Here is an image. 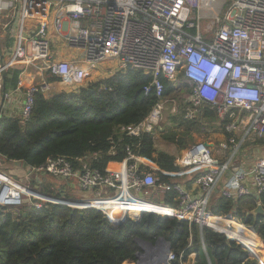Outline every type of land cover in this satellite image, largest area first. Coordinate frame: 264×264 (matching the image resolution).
Masks as SVG:
<instances>
[{
  "label": "built area",
  "instance_id": "built-area-1",
  "mask_svg": "<svg viewBox=\"0 0 264 264\" xmlns=\"http://www.w3.org/2000/svg\"><path fill=\"white\" fill-rule=\"evenodd\" d=\"M213 4L214 0H0V15L7 18L3 27L11 26L14 34L8 68L25 65L43 77L27 90L23 120L30 116L34 94L50 90V83L44 78L47 74L79 89L85 85L90 71L112 61L111 75L129 69L150 75V82L144 86L145 95L155 94L158 98L142 122L123 125L120 132L136 137L162 134L167 126L166 116L183 110L186 119L194 120L209 107L215 110L217 123L226 136L219 142V148L230 153L221 163L213 154V146L200 141L175 158L177 172H162L174 177L181 168L205 170L193 182L202 194L180 182L159 183L157 172L143 166L141 156L130 149L120 170L101 171L93 167L95 153L77 158L76 163L59 156L30 168V173L52 175L66 184L75 180L80 190L90 192L91 197L68 199L66 187L63 190L57 187L61 195L54 196L0 173V206L18 214L25 203L35 207L54 203L79 209L96 208L111 221L122 222L130 208L122 219L89 203L94 199L133 198L156 204L146 197H155L154 190L161 188L177 192L176 207L157 204L181 212L169 216L198 222L202 227L210 225L206 222L208 215L218 220L227 217L211 212L209 196L238 153L264 138V0H224L223 9L214 14L216 28L207 37L201 29L200 12L213 9ZM195 9L199 11L197 17L192 16ZM53 32L68 46L82 49L86 65L76 60H58L53 50ZM181 73L189 86L182 103L164 94V80L178 87ZM262 193L264 158L249 169H235L222 189V195L232 199ZM77 201L88 204L79 206L75 204ZM147 212L154 213L143 210L141 214ZM210 228L217 230L214 226ZM250 255L257 258L254 253ZM174 259L172 251L168 260L171 263Z\"/></svg>",
  "mask_w": 264,
  "mask_h": 264
},
{
  "label": "trees",
  "instance_id": "trees-1",
  "mask_svg": "<svg viewBox=\"0 0 264 264\" xmlns=\"http://www.w3.org/2000/svg\"><path fill=\"white\" fill-rule=\"evenodd\" d=\"M23 69L21 64L8 69L6 90L18 86ZM183 79L181 73L178 87L164 80L165 96L183 88L189 91ZM47 80L55 82L60 78L47 74ZM150 80L151 76L143 71L129 69L50 97L37 92L27 120L0 116V154L6 161L26 162L33 168L59 156L76 163L77 158L95 153L92 166L105 171L109 162L124 161L130 149L165 172H177L176 155L159 149L155 134L136 137L120 132L123 125L142 122L156 106V95L144 92ZM171 121L161 137L182 150L193 143L194 132H201L204 123L218 121V116L215 110L206 107L194 120L186 119L182 110ZM255 145L264 146V138L257 139ZM205 172L199 170L183 177L159 172V183L180 182L189 188ZM43 191L52 192L51 186ZM176 195L174 189L165 191L164 202L176 207ZM258 200L264 205V193L258 199L254 194L239 199L217 194L209 201L214 215L232 213L253 227L232 216L220 220L212 215L206 217L208 224L234 240L198 222L191 224L184 218L150 212L144 213L140 220L128 217L114 225L96 208L79 209L54 203L35 207L25 203L18 214L0 206V264H138L142 248L136 239L156 243L160 237L171 243L175 254L171 264H186L192 254L196 264H257L249 252L264 264V216L250 214ZM102 208L122 219L127 208L134 215L143 210L181 215L179 210L152 203L125 206L111 201Z\"/></svg>",
  "mask_w": 264,
  "mask_h": 264
},
{
  "label": "crops",
  "instance_id": "crops-1",
  "mask_svg": "<svg viewBox=\"0 0 264 264\" xmlns=\"http://www.w3.org/2000/svg\"><path fill=\"white\" fill-rule=\"evenodd\" d=\"M6 21H7V18L5 17V15H0L1 51L3 52L4 57H5L6 61L8 62L10 59L11 50H12V47L14 44V34H13V30H12L11 26H9V28H8V26L3 27V24ZM51 38L53 41V50H54L55 56L58 60H69V61L76 60V61L80 62L81 64L86 65V61L84 60V51L82 49L78 50L79 48H73V47L68 46L67 44H65L62 41V39L60 37H57L56 34H54V32L52 33ZM108 62H110V63L107 64ZM108 62H104L106 64V67H103L104 69L103 68L102 69L97 68L95 70L90 71V73H89V75L85 81V84H87L88 82L96 81V80L111 76L110 68H112L114 66V62H112V61H108ZM23 68H24L23 72L21 73V75L19 77L18 86L16 88H9L8 90H6V98H5V101L3 102V105H2V94H3L2 83H3V80L0 76V112H1V116L23 118L22 117V108H23L24 101L26 99L27 90H28L30 85H32L35 82H40L43 78L42 75H40L38 72H36L32 68H28L25 65H23ZM44 78L46 81H48L47 76ZM48 83H50V90L44 94L46 97L53 96L56 93H59L62 91H71V90L76 89L73 85L64 83L62 81H55V82L48 81ZM166 125H168V124H166ZM215 128L221 129V127L218 125V123H217V127L215 126ZM155 136L158 139L161 138V137H159V136H161V134H158ZM225 138H226V136H225L223 131H215L214 133H212V135L209 138L200 140V141H207L213 146V154L217 159L220 160L221 163L225 162L226 158L230 155L229 152L223 151L219 148V142L224 141ZM181 152H182V150H181ZM176 157H178V155ZM260 158H264V146H258V145L253 144V145H249V146L244 147L238 153L236 159L234 160V163L231 165L230 170L226 171L224 174H222L221 177H219V179L217 180V182L213 188V191L211 192V194L209 196V201L213 200L214 195L222 194L223 187L231 179V177L233 175V171L235 169H237V168L249 169ZM139 161L141 162V164L143 166H146V167L154 170L155 172H157V174L159 172H165L164 170H161V168L155 162H153L152 160H150L148 158L140 157ZM124 166H125L124 161L123 162L111 161V162H109L107 169L108 170H120V169H123ZM180 170H181L180 174L176 175L174 177H177V176L183 177V176H186L188 174L199 171L198 168H194V169L187 170V171H183L181 168ZM0 173L6 175L8 177L13 178L16 182H19L20 184L29 185V186H31L35 189H39L41 191H43L42 188L46 189V187L49 185V186H51L52 191L57 187L60 190L61 189L63 190L66 187V192L68 194L69 193L72 194V193H74V191L76 190V187L78 186V183L75 180L69 181L66 184L65 181L58 179L59 183L56 184V186L54 187V184L49 183L50 181H49L48 176L38 175V174L33 175L30 173V168L28 166H25L22 163L17 164L16 161H11V162L6 161L5 158L1 154H0ZM182 184H184V183H182ZM184 185H188V184H184ZM52 187H54V189H52ZM189 188L194 190V192L196 194H202L203 193L200 189H198L196 186H194L193 183L191 184V186ZM154 191L157 194L155 197H159L160 203L167 205L163 199V194L165 193V190H163L161 188H156ZM79 192L83 194V197H91L92 196V194L90 192L83 193L81 190H79ZM254 195L256 196V194H254ZM83 197H81V198H83ZM112 201L120 202V203L124 204L125 206H129L125 203L126 202L125 199L118 198V199H115ZM109 202H111V201H104V200L100 201V200L94 199L89 204H91L93 206L106 207ZM138 202L143 203V204L149 203V202H140V201H137L136 203H138ZM260 202L261 201L258 200L257 204ZM75 204L79 205V206H83V205H86L88 203L77 202ZM254 259H256V258H254ZM256 261H257V264H262V261L260 259H257ZM155 264H159V261L158 260L155 261ZM186 264H196L195 263V254H192L190 256V259H189L188 263H186Z\"/></svg>",
  "mask_w": 264,
  "mask_h": 264
},
{
  "label": "rangeland",
  "instance_id": "rangeland-1",
  "mask_svg": "<svg viewBox=\"0 0 264 264\" xmlns=\"http://www.w3.org/2000/svg\"><path fill=\"white\" fill-rule=\"evenodd\" d=\"M223 2H224V0H214V4H213V6H212V8L213 9H211V10H202L201 12H200V16H201V20H200V23H201V29H202V32L204 33V35L205 36H210V33L212 32V28H216V25L214 24V14L215 13H219L220 12V10L221 9H223ZM226 9V8H225ZM224 9V10H225ZM199 11H198V9H195L193 12H192V16L193 17H197L198 15H199V13H198ZM78 50H80V48L78 49ZM81 52V51H80ZM82 53V52H81ZM110 62H108L107 64H109ZM103 67H106V64L105 63H101L100 65H99V67L98 68H103ZM109 68V67H108ZM104 69V68H103ZM182 82H184V79H183V81ZM188 93H189V91L188 90H186L185 88H183L181 91H173L172 92V94L169 96L170 98H174V99H177L178 101H180V103H182L183 102V100L186 98V96L188 95ZM177 115V114H176ZM172 116H174V115H171L169 118L166 116V119H168L167 120V123L166 124H170V123H172V121H171V117ZM215 126L217 127V121H215V122H213V123H209V122H207V123H204V126H203V128H202V131L201 132H194L193 134H192V136H193V143L192 144H195V143H198V142H200V140H202V139H207V138H209L211 135H212V133H214L216 130H215ZM159 137H161V136H159ZM156 144H157V147L159 148V149H162V150H166V151H169V152H171V153H173V154H175L176 156L177 155H179L180 154V152H181V150L178 148V146L176 145V144H172V143H169V142H167V141H165L164 139H162V137L160 138V139H158V138H156ZM188 146H186L185 148H187ZM184 148V149H185ZM183 150V149H182ZM48 178H49V183H51V184H54V187L56 186V184H58L59 183V181H58V179L57 178H55V177H53L52 175H48ZM42 190H45V188H42ZM79 187L77 186L76 187V190L74 191V193H72V194H68L67 192H66V194H67V198L68 199H80L81 197H83V194L82 193H80L79 192ZM49 194H53L54 196H60L61 195V193H59L58 191H57V189L55 188L52 192H49ZM148 200H152V201H155V203L156 204H162V203H160V199H159V197H153V196H147L146 197ZM154 213L155 214H158L159 212H155V210H154ZM127 218L128 217H132V216H134V217H138V216H140L141 214H139V215H134L133 213H132V211H131V209L130 210H128L127 211ZM221 216H233V217H235V219H237L241 224H243V225H245V226H250V227H252L251 225H246V224H244L237 216H234L232 213H230V214H227V215H221ZM134 217H132V218H134ZM253 228V227H252ZM227 236V235H226ZM262 238V237H261ZM236 241V240H235ZM236 242H238V241H236ZM239 243V242H238ZM245 249V248H244ZM246 250V249H245ZM246 251H248V250H246ZM249 252V251H248ZM249 254H250V252H249ZM190 259V258H189ZM252 259H254V258H252ZM254 260H257V258L256 259H254ZM189 261V260H188ZM188 263V262H187Z\"/></svg>",
  "mask_w": 264,
  "mask_h": 264
},
{
  "label": "water",
  "instance_id": "water-1",
  "mask_svg": "<svg viewBox=\"0 0 264 264\" xmlns=\"http://www.w3.org/2000/svg\"><path fill=\"white\" fill-rule=\"evenodd\" d=\"M8 28H9V26H8ZM7 70H8L7 61L4 57V54L0 50V76L3 80V83H2V88H3L2 105H3V102L5 101V98H6ZM0 116H1V112H0ZM16 163L17 164L22 163L23 165L27 166L26 162L16 161ZM140 195H142V192H140ZM256 197L259 198V195L256 194ZM72 202H74V201H72ZM150 213H153V212H150ZM143 214H141L138 217H134V219L140 220V218L142 217ZM250 214H252L254 216H259V215L264 216V205H263V203L262 202L258 203L257 206L250 211ZM165 216L174 218V216H169L167 214H165ZM105 217L111 221L109 216H107L106 214H105ZM125 220H126V218L123 219V221H125ZM111 222L114 225H119L121 223V221L119 223H115L113 221H111ZM191 224H193V222H191ZM206 226L211 227L210 225H206ZM216 231L226 234L225 232H222L220 230H216ZM227 237L230 240H234V239H231L228 235H227ZM136 241L140 244V246L142 248V250L140 252H138V264H155V261H157V260L159 261V264H171L168 260L169 254L172 252L171 243L169 241H167L164 237L158 238L156 243L145 241V240H142L139 238H137Z\"/></svg>",
  "mask_w": 264,
  "mask_h": 264
},
{
  "label": "bare ground",
  "instance_id": "bare-ground-1",
  "mask_svg": "<svg viewBox=\"0 0 264 264\" xmlns=\"http://www.w3.org/2000/svg\"><path fill=\"white\" fill-rule=\"evenodd\" d=\"M168 111H169V110H168ZM168 111H167V112H168ZM125 200H126L125 203H126L127 205H129V206L132 205V204H135V203L137 202V201L134 200L133 198H125ZM138 204H141V203L138 202Z\"/></svg>",
  "mask_w": 264,
  "mask_h": 264
}]
</instances>
